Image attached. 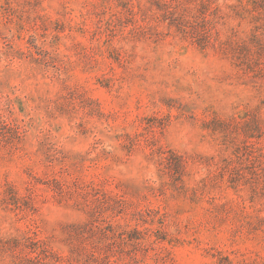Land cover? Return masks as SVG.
<instances>
[{
    "label": "rangeland",
    "instance_id": "obj_1",
    "mask_svg": "<svg viewBox=\"0 0 264 264\" xmlns=\"http://www.w3.org/2000/svg\"><path fill=\"white\" fill-rule=\"evenodd\" d=\"M0 264H264V0H0Z\"/></svg>",
    "mask_w": 264,
    "mask_h": 264
}]
</instances>
